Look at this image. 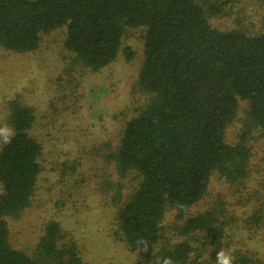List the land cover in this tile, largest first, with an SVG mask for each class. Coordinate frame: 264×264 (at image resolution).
Wrapping results in <instances>:
<instances>
[{
	"label": "trees",
	"instance_id": "trees-1",
	"mask_svg": "<svg viewBox=\"0 0 264 264\" xmlns=\"http://www.w3.org/2000/svg\"><path fill=\"white\" fill-rule=\"evenodd\" d=\"M233 2L0 0L1 47L32 51L42 34L64 25L65 49L93 71L115 59L127 28L143 29L137 83L149 97L124 123L110 154L120 177L137 179L115 213L118 233L131 249L155 245L163 237L166 210L186 214L204 196L213 174L229 182L249 174L248 129L234 144L226 142L225 130L241 100L247 104L246 128L264 130V32L212 26L209 16ZM126 52L129 58L131 51ZM33 121L29 106L10 102L15 134L0 148V264H81L75 242H60L55 221L44 227L33 255L9 242L6 219L27 207L40 171L41 146L28 133ZM116 191L120 195L119 184ZM217 220L214 210L185 215L183 237L161 242L150 264L163 257L197 264L192 237L216 229ZM250 262L239 253L234 264Z\"/></svg>",
	"mask_w": 264,
	"mask_h": 264
},
{
	"label": "rangeland",
	"instance_id": "rangeland-1",
	"mask_svg": "<svg viewBox=\"0 0 264 264\" xmlns=\"http://www.w3.org/2000/svg\"><path fill=\"white\" fill-rule=\"evenodd\" d=\"M209 22L222 30L263 33L264 4L234 0L222 14L209 16ZM65 33L64 25L44 33L37 48L25 53L0 46V124L11 127L12 100L29 106L34 121L28 133L41 146L40 171L29 204L6 219L11 246L33 255L44 227L55 221L60 242H75L81 264H150L161 242L183 237L179 231L185 215L214 210L216 229L192 237L196 263L214 264L216 251L223 248L232 250L235 258L246 254L249 264H264V130L246 128L247 104L242 100L225 140L234 144L248 129V176L229 182L213 174L204 196L186 214L166 210L163 237L155 245L140 251L125 244L115 213L137 179L120 177L110 154L124 123L149 97L137 83L143 29L127 28L115 59L97 71L74 60L64 47ZM126 50L131 51L129 58Z\"/></svg>",
	"mask_w": 264,
	"mask_h": 264
},
{
	"label": "clouds",
	"instance_id": "clouds-1",
	"mask_svg": "<svg viewBox=\"0 0 264 264\" xmlns=\"http://www.w3.org/2000/svg\"><path fill=\"white\" fill-rule=\"evenodd\" d=\"M14 130L7 123L0 124V145H6L11 142L14 135ZM178 241H174L176 243ZM147 245H142L140 251H146ZM235 257L232 250H224L223 248L216 251L214 264H234ZM158 264H174L171 257H163L158 261Z\"/></svg>",
	"mask_w": 264,
	"mask_h": 264
}]
</instances>
